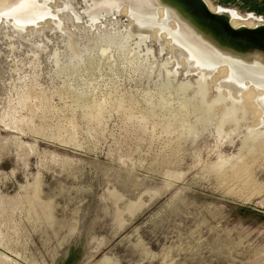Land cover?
I'll return each mask as SVG.
<instances>
[{
    "label": "rangeland",
    "instance_id": "1",
    "mask_svg": "<svg viewBox=\"0 0 264 264\" xmlns=\"http://www.w3.org/2000/svg\"><path fill=\"white\" fill-rule=\"evenodd\" d=\"M26 1L0 0V264H264V87L163 4ZM186 1L264 61V0Z\"/></svg>",
    "mask_w": 264,
    "mask_h": 264
},
{
    "label": "water",
    "instance_id": "2",
    "mask_svg": "<svg viewBox=\"0 0 264 264\" xmlns=\"http://www.w3.org/2000/svg\"><path fill=\"white\" fill-rule=\"evenodd\" d=\"M180 2V3H178ZM166 5L170 12L172 13L173 18L177 21L179 26L178 30L188 37L191 44H197L201 47L206 48L210 53L215 57V62H220L226 60L230 66L233 68V71H237V69H242L244 71V75L239 77L236 76L235 72L230 73L231 77H235L238 80L241 78L245 79L246 77H250L253 81L264 87V61L257 57H248L243 58L234 53L218 49L214 45H212L207 39L199 35L196 31L189 28L186 24H184L180 18L176 16V12L184 13V9L187 6L186 0H165V2H161ZM160 3V4H161ZM264 45V40H263ZM238 72V71H237Z\"/></svg>",
    "mask_w": 264,
    "mask_h": 264
},
{
    "label": "bare ground",
    "instance_id": "3",
    "mask_svg": "<svg viewBox=\"0 0 264 264\" xmlns=\"http://www.w3.org/2000/svg\"><path fill=\"white\" fill-rule=\"evenodd\" d=\"M16 0H10V2L11 3H14ZM34 1V0H33ZM33 1H26L19 9H17L16 11H15V14H17V15H20L21 17H24L27 21H29V22H32V21H35L36 19H38V18H40L41 17V14H42V8H41V4H40V2H33ZM48 1V0H47ZM165 2V0H151L150 2H148V1H146V0H131V1H129L128 3L126 2V1H118V2H115V4H114V6L115 7H122L123 5H125L124 3H127L128 5H140V4H138V3H142V4H147V5H153V6H156V7H159L161 4H163L164 5V3H161V2ZM168 1V0H167ZM174 1V0H173ZM43 3H45V2H43ZM161 3V4H160ZM178 3H180V2H178ZM46 5V8L47 9H49V7L47 6V2L45 3ZM128 5H126V6H128ZM108 7H110V6H108ZM129 7V6H128ZM127 7V8H128ZM5 8H8L7 6H5L3 9H2V11H4V9ZM148 9H150V8H148ZM218 9V8H217ZM217 9H215V10H217ZM188 10V9H187ZM164 11H167V13L168 14H172L171 12H170V10H169V8L165 5V8L163 9V12ZM0 13H1V11H0ZM167 13H166V15H167ZM143 15H145V17L147 18V21L149 20H151L152 21V18H151V13H150V10H143ZM163 15V14H162ZM162 15H160V17L162 16ZM169 15V16H170ZM185 16V15H184ZM188 16V15H187ZM165 18V17H164ZM90 19V18H89ZM14 20V19H13ZM92 20V19H91ZM239 20V19H238ZM231 22V21H230ZM170 23H172V22H170ZM175 23V22H174ZM231 24H233L232 22H231ZM243 24V23H242ZM241 23H237L236 24V26L237 25H242ZM257 24V23H256ZM175 26H177V22H176V25ZM142 28H143V25L141 26ZM176 28V27H175ZM142 30H145L144 28L142 29ZM219 34V33H218ZM216 37V36H215ZM227 38V37H226ZM227 44V43H226ZM178 46V48L182 51V50H184V51H188V52H191V51H195V49H193V47H191V45H188L187 43H186V41H183V40H181L180 41V43L177 45ZM230 46V45H229ZM199 47V46H198ZM201 49V48H200ZM226 49V48H225ZM229 49V48H228ZM203 50V49H202ZM203 52V51H202ZM192 53V52H191ZM260 53V52H259ZM211 59V58H210ZM229 66V65H228ZM227 67H225V72H226V69ZM220 69V68H219ZM210 70H211V68H210ZM214 70V69H213ZM212 70V71H213ZM208 71H209V69H208ZM207 71V73H210V72H208ZM211 71V72H212ZM202 72V71H201ZM229 72V71H228ZM205 73H206V71H205ZM206 73V74H207ZM203 74V73H202ZM205 74V75H206ZM227 74V73H226ZM225 74V75H226ZM207 80V79H206ZM229 82V81H228ZM233 83V82H232ZM235 84V83H234ZM237 84V83H236ZM242 85V84H241ZM248 85V84H247ZM225 86H226V84H225ZM232 86V85H231ZM238 86V85H237ZM236 86V87H237ZM240 86V85H239ZM246 86V85H245ZM228 88L230 87V85L228 84V86H227ZM252 88V87H251ZM236 89V88H235ZM234 89V90H235ZM238 89V88H237ZM233 90V89H232ZM251 90V89H250ZM260 90V89H259ZM249 91V90H248ZM226 92V91H225ZM241 92V91H240ZM247 92V91H246ZM244 93V92H243ZM246 94V93H245ZM248 94H249V96H250V92H248ZM264 94V93H263ZM251 95H252V91H251ZM251 98V97H250ZM248 100H249V97L247 98ZM258 100V99H257ZM184 104V103H183ZM228 111H229V109H228ZM231 112V111H230ZM229 112V113H230ZM228 113V114H229ZM260 113V112H259ZM262 114V113H261ZM260 114V115H261ZM262 119V118H261ZM179 121V120H178ZM238 122V121H237ZM253 136V135H252ZM251 137V136H250Z\"/></svg>",
    "mask_w": 264,
    "mask_h": 264
}]
</instances>
